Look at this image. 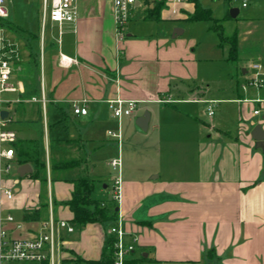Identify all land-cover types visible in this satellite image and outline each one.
Segmentation results:
<instances>
[{"label":"crops","instance_id":"crops-1","mask_svg":"<svg viewBox=\"0 0 264 264\" xmlns=\"http://www.w3.org/2000/svg\"><path fill=\"white\" fill-rule=\"evenodd\" d=\"M157 2L163 4L159 18H145V10ZM145 3L134 10L121 38L116 34L111 0H78L74 21L61 27L49 21L57 34L47 49L45 40L42 59L40 46V91L32 96L39 97L43 85L48 102L71 107L70 137L79 145L70 154L80 159L81 171L95 180L93 195L98 194V199L107 200L104 196L110 193L107 184L102 188L97 181L110 174L109 161L121 156V167L111 168L116 171L114 180L121 175L116 209L124 220L125 241L134 244L126 263L144 259L143 264H264V150L251 135L257 124L264 129V85L248 82L247 76L252 63L264 67V0H253L234 34L226 35L236 36V59L231 57V44L227 59L242 61L249 69L242 66L244 80L229 78L221 101L212 99L204 86L207 78L195 38L179 37L183 29L173 37L174 30L171 34L163 28L149 31L143 25L189 19L195 1ZM232 7L225 15L237 19L240 10L233 17ZM29 59V55L27 59L21 56L17 69L23 91L8 95L32 97L22 96L21 71ZM119 99L138 101L137 109L130 115L114 116L111 103ZM211 101L214 113L209 115ZM221 102L224 117L208 123L200 118L204 113L215 115ZM26 103H39L42 125L26 136L20 135L21 127L29 128L31 120L12 128L17 141L37 138L43 130L48 180L42 185L30 172L21 176L17 168L22 164L15 155L12 163L16 161L17 168L2 177L13 188L14 197H2L1 205L23 223L21 229L9 224L12 234L28 238L39 232L50 212L56 220L71 221L74 214L66 201L74 185L50 178L48 103L45 110L33 100L18 105ZM74 104L86 107L87 112L74 113ZM146 111L150 116L147 128L142 129L136 119ZM110 130L120 131L121 137L111 136ZM109 146L114 147L111 153ZM35 209L42 210V218L24 220L25 211ZM112 223L90 222L80 230L60 231L64 243L56 264H62V259L96 264L93 261L101 258Z\"/></svg>","mask_w":264,"mask_h":264},{"label":"built area","instance_id":"built-area-1","mask_svg":"<svg viewBox=\"0 0 264 264\" xmlns=\"http://www.w3.org/2000/svg\"><path fill=\"white\" fill-rule=\"evenodd\" d=\"M152 1V0H149ZM181 2L182 0H175ZM241 3L242 7L249 4V0H235ZM146 0H111L112 10L116 26V34L123 37L126 30V24L132 17L134 10L139 6L146 5ZM78 11V0H42L41 10V32L40 46L41 59L43 58L45 46V26L49 21L58 23L61 27L65 23L72 22L76 19ZM175 11V10H173ZM10 20V13L7 0H0V264H41L44 261L47 264H56L58 261L61 245L64 241L60 239V231L73 232L75 226L66 219L56 220L50 212L49 218L42 223L37 234L31 237H17L12 234V230L21 229L23 223L16 221L11 213H5L1 205L2 197L11 200L14 197V190L3 182V175L9 173L13 169L12 161L15 158L14 143L17 141V131L13 129L9 122L12 121L10 111L7 106L18 104L26 101H38L42 106L46 107L48 99L46 98L43 85L42 94L24 99L21 96H10V93H20L22 88L17 76L19 68L20 51L17 41L10 35V29L7 27V21ZM61 32V31H59ZM254 76L251 77V83L256 86L264 85V67L259 63L251 64ZM213 101L208 104L207 111L209 115L214 113ZM114 116L120 118L124 115L132 114L138 106V101L134 99L117 100L111 103ZM7 110L8 115L2 117L1 111ZM74 113L85 114L87 108L74 104ZM258 109L254 113H258ZM113 137H121V133L116 131H108ZM114 169H119L122 164L121 156L112 158L109 161ZM114 199L120 200L121 196V175L119 174L114 180ZM50 203L51 196L49 197ZM9 224L14 225V229L8 227ZM108 232L115 235V251L113 264H125L126 255L134 250L133 243H126V228L121 214L113 222Z\"/></svg>","mask_w":264,"mask_h":264},{"label":"trees","instance_id":"trees-1","mask_svg":"<svg viewBox=\"0 0 264 264\" xmlns=\"http://www.w3.org/2000/svg\"><path fill=\"white\" fill-rule=\"evenodd\" d=\"M195 1V11L189 17L191 20L209 19L211 12L204 8L200 3ZM225 2H228L226 0ZM162 2H157L153 7L145 10V18H159ZM226 11L229 5L226 4ZM7 27L13 31L19 32L26 39V46L29 50V61L24 65L21 76L24 80L25 91L23 97H29L39 93L37 83V74L39 71L38 61V45L39 35L20 27L11 20H6ZM221 39L229 40L232 45L231 56L235 58L236 36L226 37L221 33ZM236 59V58H235ZM70 113L69 105H62L53 101L47 104V129L49 140V161H50V178L52 181L64 180L73 183L74 190L71 199L66 201L74 216L71 223L75 229L80 230L87 223L99 222L104 226L112 223L118 214V203L114 200H103L93 196L95 189V180L90 178L85 172L81 171V161L77 157L71 156V149L79 143L70 137ZM15 155L19 164L30 163L33 170L30 175L39 179L42 185L48 180L47 171V153L44 144L43 130H39L37 138L19 139L14 143ZM44 206V205H43ZM24 220H40L42 218V210H26ZM115 235L108 234L103 246L102 255L99 260L93 261L96 264H113L115 251ZM74 260L79 259H62V264H71ZM41 264H47L44 261ZM126 264H136V259L128 260Z\"/></svg>","mask_w":264,"mask_h":264},{"label":"rangeland","instance_id":"rangeland-1","mask_svg":"<svg viewBox=\"0 0 264 264\" xmlns=\"http://www.w3.org/2000/svg\"><path fill=\"white\" fill-rule=\"evenodd\" d=\"M203 6L207 7V9L211 12V18L209 19H200V20H190V19H167L165 21L158 22H146L143 25L146 27L145 30L155 31L157 28L160 30L163 28L168 33H172L176 27H179L184 30V32L179 35V37L184 38H195L198 43L197 53L200 56V63L203 66V71L206 76V80L204 81V86L207 88L209 95L212 99L217 98L220 100L224 98V84L229 82V78L236 81V79L244 80V74L242 72V61L228 60L229 56V40L221 39V33L224 36L232 35L235 32V28L240 26L241 18L247 14V12L251 11V5L253 0H249V4L247 7H242L241 3L235 0H199ZM10 20L15 24L19 25L22 28L27 29L30 32L36 33L39 35L41 32V10H42V0H7ZM226 4L229 6L237 7L240 10L239 17L231 18L225 15ZM148 26H151L150 29ZM157 30V31H158ZM10 35L14 37V39L18 43L20 56L24 59L28 58L29 50L26 46V39L19 32H15L12 30L9 31ZM57 34L51 23L48 22L45 26V40H46V49L48 48V43L53 37ZM40 50V45H38V51ZM39 55L37 54V57ZM253 64V63H252ZM247 68L246 64L244 66ZM40 69V68H39ZM247 74V73H246ZM255 71H253L252 67L249 69L248 82L251 81V77L254 76ZM251 85V84H249ZM11 95V94H10ZM224 102L219 103L218 107L215 108V115L209 116L207 114H202L200 118L205 122H212L213 119L224 117ZM39 103H26L20 105H11L6 108L10 111V115L12 116V121L9 122L11 127H18L21 122L24 120H31L28 122L30 125L29 128L25 126L21 127V136H26L27 134L33 135L35 129L42 125L43 117L41 111H39L38 107ZM221 105V106H220ZM201 106V105H200ZM206 104L202 105V108L206 110ZM203 109L201 111H203ZM222 109V110H221ZM112 136V135H111ZM105 143H109V140H104ZM110 153L114 150V147H110ZM108 152V151H107ZM106 152V153H107ZM117 157V156H116ZM114 157V158H116ZM16 161L13 164V169L11 172H14L16 167ZM110 174L107 175L104 179L97 181V184L104 188V185L107 184L106 192H109L110 195H106L107 201H110L114 191V178L116 175V171H114L110 167ZM95 198L98 197V194L93 195ZM138 255V254H137ZM144 259L138 261V264H143ZM18 264V263H17ZM22 264V263H19ZM81 264H91L83 262Z\"/></svg>","mask_w":264,"mask_h":264},{"label":"water","instance_id":"water-1","mask_svg":"<svg viewBox=\"0 0 264 264\" xmlns=\"http://www.w3.org/2000/svg\"><path fill=\"white\" fill-rule=\"evenodd\" d=\"M237 12H238V8L237 7H232L230 9V15L235 17L237 15ZM183 32V30L179 27H176L174 29V32H173V37L178 35V34H181ZM1 115L2 117H6L8 115V111L7 110H2L1 111ZM149 112L146 111L143 115L139 116L137 119H136V123L142 128V129H146L147 128V125H148V120H149ZM251 135L252 137L256 140V146L257 147H260L264 150V129L262 128V126L260 124H257L253 130L251 131ZM17 171L18 173L23 176L25 175L26 173H29L32 171V166L30 163H24L22 165H20L18 168H17Z\"/></svg>","mask_w":264,"mask_h":264}]
</instances>
